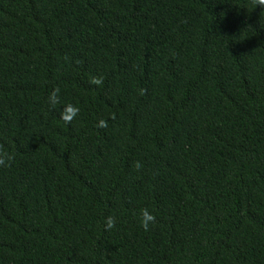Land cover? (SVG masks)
<instances>
[{
    "label": "trees",
    "instance_id": "trees-1",
    "mask_svg": "<svg viewBox=\"0 0 264 264\" xmlns=\"http://www.w3.org/2000/svg\"><path fill=\"white\" fill-rule=\"evenodd\" d=\"M0 159V264H264V6L0 0Z\"/></svg>",
    "mask_w": 264,
    "mask_h": 264
},
{
    "label": "clouds",
    "instance_id": "clouds-1",
    "mask_svg": "<svg viewBox=\"0 0 264 264\" xmlns=\"http://www.w3.org/2000/svg\"><path fill=\"white\" fill-rule=\"evenodd\" d=\"M256 2L261 5L264 6V0H256ZM52 100V102H55L54 97L50 98ZM9 159H11V157H9ZM0 163H3V160L0 159ZM153 220V217L151 215H149L147 212H144L142 215V227L147 230L149 223ZM109 227H111V222H109Z\"/></svg>",
    "mask_w": 264,
    "mask_h": 264
}]
</instances>
